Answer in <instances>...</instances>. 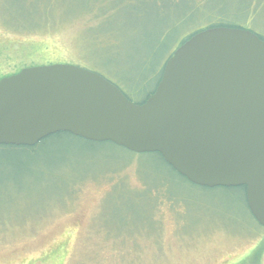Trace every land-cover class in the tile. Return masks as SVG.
I'll list each match as a JSON object with an SVG mask.
<instances>
[{"label": "rangeland", "instance_id": "rangeland-1", "mask_svg": "<svg viewBox=\"0 0 264 264\" xmlns=\"http://www.w3.org/2000/svg\"><path fill=\"white\" fill-rule=\"evenodd\" d=\"M214 15L264 36V0H0V74L70 63L143 97ZM56 144L0 147V264H264L243 187L198 186L108 142Z\"/></svg>", "mask_w": 264, "mask_h": 264}, {"label": "water", "instance_id": "water-1", "mask_svg": "<svg viewBox=\"0 0 264 264\" xmlns=\"http://www.w3.org/2000/svg\"><path fill=\"white\" fill-rule=\"evenodd\" d=\"M59 132L159 152L198 186H245L264 227V40L250 29L193 34L142 104L70 63L27 66L0 79V145L34 146Z\"/></svg>", "mask_w": 264, "mask_h": 264}, {"label": "trees", "instance_id": "trees-1", "mask_svg": "<svg viewBox=\"0 0 264 264\" xmlns=\"http://www.w3.org/2000/svg\"><path fill=\"white\" fill-rule=\"evenodd\" d=\"M46 2V0H33L32 2H27V0H23V4L25 7H31L33 4H36L38 3V5L41 4H44ZM4 13V12H3ZM5 14V13H4ZM6 17H9L7 14H5ZM109 16V15H107ZM106 18V17H105ZM204 18V17H203ZM205 18H209L207 21H205V23L203 24H200L198 25L197 27H195L194 29H189V30H184L180 36L177 38L176 42H175V46L172 47L170 50H169V56L168 58L172 55V53L174 52V50L180 46L181 44H183L187 39H189L193 34L203 30V29H206V28H212V27H240V28H246L244 27L243 25H240V24H236L234 22H231L230 20H227L224 16H221V15H214V16H207ZM10 19V18H9ZM11 20V19H10ZM101 26H99L98 28L100 29ZM248 29V28H247ZM101 30V29H100ZM101 32H105L106 34L110 33V29H105V30H101ZM167 33V32H166ZM167 34L164 35V38ZM259 37L261 39L264 40V36L261 35V34H258ZM108 36V35H107ZM167 58V59H168ZM167 59L164 61L163 65L161 66L160 68V75H159V78L157 80V83L155 85V87L150 90V91H147L146 94L143 96V97H139V90L137 89H129L126 90L124 89L123 90V93L132 101L136 102V103H139V104H142L144 103L155 91L160 79H161V76H162V73H163V69H164V66H165V63L167 61ZM17 71H14V72H10V73H6V74H0V79L4 76H8V75H11L13 73H16ZM70 139V138H73V139H79V140H82L86 143H90V144H97V143H105V142H95V141H90V140H86L82 137H78V136H75L69 132H59V133H55L53 135H50L48 137H46L45 139H43L42 141H40L37 145H34V146H16V145H0V147H3V148H8V149H14V150H18V151H21V152H24L26 153V155H37L42 149L44 150H49V149H52V148H55L57 146L56 142L58 140H61V139ZM108 143H111V144H114L113 142H108ZM116 145V144H114ZM118 146V145H117ZM121 147V146H120ZM127 150V149H126ZM129 151V150H128ZM131 152V151H130ZM134 153V152H133ZM139 154V153H138ZM142 155H148V156H151L152 158H155L156 160H158L159 162H163V163H166L171 169H173L178 175H180L181 177H183L185 180H187L188 182H190L186 177L182 176L180 173H178L170 164H168L165 159L163 158V156L159 153V152H152V153H141ZM191 183V182H190ZM193 184V183H192ZM223 187V186H222ZM240 187H243L245 190H246V187L245 186H240ZM249 207V206H248Z\"/></svg>", "mask_w": 264, "mask_h": 264}]
</instances>
